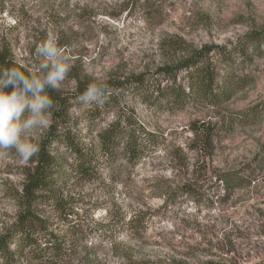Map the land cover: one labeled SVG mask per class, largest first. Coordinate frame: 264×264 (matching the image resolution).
<instances>
[{"label":"rangeland","instance_id":"374dc122","mask_svg":"<svg viewBox=\"0 0 264 264\" xmlns=\"http://www.w3.org/2000/svg\"><path fill=\"white\" fill-rule=\"evenodd\" d=\"M262 28L264 0H0V49L31 73L41 62L36 46L55 40L72 65L63 93L83 77L147 78L203 45L235 44ZM251 52L237 57L233 96L215 107L189 101L178 110L140 90L122 92L100 112L72 102L73 140L96 148L124 111L155 135V146L136 163L122 153L99 156L89 178L66 168L57 186L68 218L52 209L45 216L52 226H76L71 264H264V41ZM252 108L260 114L244 118ZM47 130L36 133L41 143ZM49 150L72 160L62 143ZM32 160L0 154V235L16 220L15 196ZM228 171L242 183L226 192L216 176Z\"/></svg>","mask_w":264,"mask_h":264},{"label":"trees","instance_id":"16d2710c","mask_svg":"<svg viewBox=\"0 0 264 264\" xmlns=\"http://www.w3.org/2000/svg\"><path fill=\"white\" fill-rule=\"evenodd\" d=\"M262 41L264 28L246 33L235 44L203 45L186 57L163 64L147 78L142 74H132L103 80L110 90L107 101L117 100L122 92L140 90L151 92V96L155 93L152 103L178 110L189 101L218 106L233 96L234 88H238L241 82L235 74L237 57L245 56L249 49L252 51L251 57ZM9 66L19 67L28 73L7 50L0 49V68ZM181 72H185V76L183 82H178L177 75ZM90 81L93 79H78L75 89L69 93L47 90L55 101L50 127L38 156L32 160L33 166L24 173L20 192L15 196L19 208L16 220L0 235V264H71L79 240L76 226H52L45 216L46 210L52 209L62 214L63 219L68 218V213L64 211L65 202L60 196L61 190L57 186L59 181L64 180L66 168L75 172L76 178H89L96 170L99 156L122 153L129 163H136L148 148L155 146V135L124 111H119L116 118L101 130L96 148L73 140L66 127L68 110ZM104 105L90 108L92 112H100ZM258 114L260 111L252 108L244 118L251 119ZM200 131L205 138L211 136L208 128H194L196 134ZM55 142L62 143L71 155L72 160L68 164L69 160L63 152L53 153L49 150ZM216 180L223 184L226 192L240 187L238 185L242 183L234 171L218 174ZM195 264L235 263L207 260Z\"/></svg>","mask_w":264,"mask_h":264},{"label":"clouds","instance_id":"9594fccd","mask_svg":"<svg viewBox=\"0 0 264 264\" xmlns=\"http://www.w3.org/2000/svg\"><path fill=\"white\" fill-rule=\"evenodd\" d=\"M35 52L41 58L35 72L26 73L16 66L0 68V154L14 153L25 163L41 150L37 131L50 127L55 101L47 90L61 92L72 71L68 57L55 40H44ZM8 88L11 91L5 90ZM109 94L106 82L93 80L77 100L99 106L106 103ZM70 114L75 116L76 110Z\"/></svg>","mask_w":264,"mask_h":264}]
</instances>
